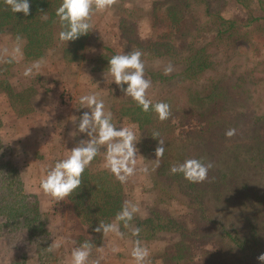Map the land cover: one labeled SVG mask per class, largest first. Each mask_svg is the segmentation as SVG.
Here are the masks:
<instances>
[{
    "label": "trees",
    "instance_id": "trees-1",
    "mask_svg": "<svg viewBox=\"0 0 264 264\" xmlns=\"http://www.w3.org/2000/svg\"><path fill=\"white\" fill-rule=\"evenodd\" d=\"M61 2L29 0L30 14L25 16L20 12L13 13L4 0H0V33L21 36L26 56L38 57L50 49H60L64 59H85L93 64V68L101 70V76L109 84V91L114 89L111 93L116 98L108 109L113 114L112 123L118 128L134 126L139 139L136 145L140 154L136 182L143 190H132L131 184L124 185L117 179L115 182L104 179L101 182L104 186L91 184L89 179L94 173L90 167L96 161L104 160L101 148V153L85 169L79 189L69 197L75 217L87 224L94 234L102 233L94 231L100 224L118 223L122 238H140L146 242L143 244L154 242L158 249L149 255L150 264H264L257 259L264 253L262 196L253 192L257 199L255 204L258 205L236 213V201L228 193H237L248 186V182L239 177L240 171L244 170L241 160L236 158L229 163L233 169L231 173L235 174L229 176L227 171L221 174L212 160L200 153L202 147L208 152L215 150L216 155L229 151L225 147L226 123H231L234 128L241 114L232 108L233 115L227 117L222 104L240 98L238 85L232 81L222 83L223 78L229 79L226 76L212 79L209 84L196 82L195 85L201 89L195 90L207 98L200 100V104L205 105L203 109L198 102H193L191 86L182 87L188 91L186 105H176V101L169 103L168 97H162L161 93L152 97L154 99L150 96L148 99L152 100L153 105L157 102L170 105V118L160 121L153 109L143 112L114 82L109 83L112 77L107 69L112 56L140 50L143 53L141 60L145 65V78L151 81V85L174 91L181 81L191 80L203 70L213 68L217 64L215 54L238 34L247 32L244 29L251 26L252 30L264 37V0H232V6H228L226 0H194V5L202 4L203 8L200 9L191 7V0H119L110 16L117 25V44L106 42L100 49L92 47L93 29L66 44L59 39L61 27L56 10ZM43 15H47L48 19H42ZM145 16L149 17L151 31L158 29L160 32L149 35L150 29L146 23L139 22ZM145 27L147 32L141 34ZM91 48L92 52H97V57L87 53L86 50ZM157 57L168 59L165 65H172L171 74L165 75L163 67L147 65L146 58ZM12 90L7 78L0 77V91H5L10 97L9 105L16 110L14 104L17 101L19 114L31 111L36 88L28 86L16 92ZM254 117V131L228 144L236 152L250 150L261 159L264 158V109ZM214 127L218 130H213ZM155 132L159 136L153 138ZM236 136L238 134L235 133ZM203 137L207 138L204 144ZM159 140L164 141L162 158L155 156ZM178 141L185 145L178 146L177 150ZM213 142L219 143V146L211 148ZM4 152L0 141V237L22 233L27 253L12 256L8 264H57L71 251L72 244L68 247L59 237L51 238L48 225L51 214L41 206L36 194L27 192L22 186L16 166ZM236 155L238 157L239 154ZM193 158L211 162L214 166L208 172V180L203 183H190L182 173L170 172L172 166ZM224 163L226 168L228 163ZM145 167L148 169L146 173L141 171ZM235 169H238L237 174ZM96 170H99L97 173L113 176L106 167ZM143 192L147 194L143 210L134 215L129 226L125 227L123 221H116V215L125 202L137 206ZM172 201L191 209L187 213L190 215L189 221L186 217L178 216L175 219L170 214L165 217L164 210ZM137 227L140 232L135 236L133 229ZM169 235L177 238L173 251L170 250L173 245L169 243ZM86 241L93 245L92 256L95 237L78 238L76 244L80 247Z\"/></svg>",
    "mask_w": 264,
    "mask_h": 264
},
{
    "label": "rangeland",
    "instance_id": "rangeland-1",
    "mask_svg": "<svg viewBox=\"0 0 264 264\" xmlns=\"http://www.w3.org/2000/svg\"><path fill=\"white\" fill-rule=\"evenodd\" d=\"M193 1L191 0V7L203 8L200 2L198 5H194ZM226 1L228 6H232V0ZM112 8L106 12H97L93 15L90 21L93 26L92 47L100 49V46L106 42L117 44V36H119L116 30L117 25L110 19L113 13ZM139 22L146 23L150 29L149 35L159 31L158 29L151 31L148 16L140 19ZM146 27L141 31V34L147 32ZM251 28L250 26L244 29L247 32L238 34L234 40L225 44L215 54L214 59L217 64L213 68L203 70L191 80L181 81L180 86L176 87L174 91L170 92L161 86L154 85H151L147 91V98L155 97L161 93L162 97H168L169 103L176 101V105L181 106L186 105L188 101V97L186 98L188 91L182 87L191 86L193 90L190 96H193V102H198V105L203 109L205 105L200 104V100L207 98L195 90L201 89L195 85L196 82L209 84L212 79L216 80L226 76L229 79L223 78L222 83L232 81L238 85L237 90L241 91L240 98L234 102L226 101L222 104L223 109H225L224 115L227 117L233 115L232 108L237 109V112L241 114L234 127L238 136L226 137L225 141V147L229 149L232 155L227 150L226 153L216 155L214 154L216 153L215 150L208 152L209 150L204 147L200 152L201 156L206 155L208 160H212L211 162L215 167L221 170V174L227 171L229 176L235 175L231 173L232 168L229 163L234 162L236 158L241 160L244 170L240 171L239 177L247 181L248 186L237 191V193L233 192L231 195L228 193V196L236 201L234 204L237 207L236 213L241 212L246 207L258 205L255 204L257 199L253 196V192L262 196V200H264V158L256 157V154L254 155L250 150L241 151V153L236 152L235 148L228 144L235 143V141L241 140V136L253 132L254 116L264 109V37ZM192 35H194V30ZM22 47L23 38L21 36L16 37L10 33H0V77L7 78L15 90H12L13 92L28 86L36 88L32 110L25 114H19L20 109H18L17 101L15 104L13 102L16 105V110L11 104L9 105L11 103L10 97L5 91H0L1 149L5 151V156L11 158L16 166L22 186L27 192L36 194L41 206L51 214L48 224L51 238L59 237L68 247L72 244L71 251H68L65 258L57 264H71V253L73 249L78 248L76 242H78V238L84 237H95L93 255L89 256L88 264H134L131 251L133 242L137 239L122 238L115 233L94 234L87 224L81 223L75 217L73 205L69 198L56 202L44 194L40 186L47 171L57 161L67 158L73 147L77 146L81 140L88 139L85 134L78 132L77 127L79 117L84 112L89 111L81 104L80 97L95 94L99 100L104 101L105 109L108 111L110 104L116 100L111 93L114 89L109 91V84L101 76V70L93 68V64L91 65L85 59L66 60L63 58L60 49H50L41 56L31 57L24 54ZM254 47L256 49H253ZM92 49L86 51L95 58L98 54L92 52ZM166 59L162 57L146 58V63L152 67L165 69V63L168 60ZM37 63L41 65L39 71L33 67ZM29 67H33V71L26 75L25 71ZM156 83L158 84V82ZM204 97L205 99H203ZM231 125V123H226L225 132L233 128ZM213 130L218 129L214 127ZM73 132L75 135H70ZM211 136L214 137V134ZM203 138L202 144L207 140V138ZM176 144L177 150L179 149L178 146L185 145L181 144L180 141ZM221 145L224 147L223 144ZM216 146H219V143L213 142L210 145L211 148ZM236 154H239L238 157ZM138 156L140 154L137 153L136 172L139 165ZM103 161H96L90 167L94 173V176L89 179L91 184L97 183V185L104 186L101 183L104 179L115 182L116 177L114 175L97 173L99 170L96 169L105 167V159ZM224 161L228 163L226 168ZM234 171L237 174L238 169ZM136 172L123 184H131L132 190L141 192L143 190L136 182ZM102 175L106 177H100ZM124 190L127 191V188ZM245 193L248 195H244ZM146 195L145 192L140 193L141 202L137 205L139 210H143ZM190 211L191 209L186 205L176 203V201H172L169 207L164 210L165 217L170 214L175 219L178 216L180 218L186 217L187 221H189L188 217L190 216L187 213ZM191 217L193 218L192 212ZM176 239L172 235L168 236L169 243L173 245L170 248L171 251L176 247ZM139 240L148 249L149 254L158 249L154 242L143 244L145 241L140 238ZM199 242H201L200 239ZM25 251V239L22 233H9L0 237V264H8L12 256L27 255ZM230 253L232 254V252Z\"/></svg>",
    "mask_w": 264,
    "mask_h": 264
},
{
    "label": "clouds",
    "instance_id": "clouds-1",
    "mask_svg": "<svg viewBox=\"0 0 264 264\" xmlns=\"http://www.w3.org/2000/svg\"><path fill=\"white\" fill-rule=\"evenodd\" d=\"M119 0H62L56 10L61 31L59 39L62 42L75 41L82 35L88 34L93 28L90 21L97 12H106L118 4ZM4 3L13 13L30 14L29 0H4ZM42 19L47 20V15ZM143 53L140 50L128 52L127 54H117L108 60V74L112 77L109 83L114 82L121 91L130 97L145 113L150 108L155 111L160 121L168 120L171 116L170 105L165 102H157L153 105L152 100L147 98V91L151 87V81L145 78V65L141 60ZM40 70L39 63L33 66ZM33 67L26 69L25 74H31ZM173 71L171 64L165 67L164 74L169 75ZM127 85V87H123ZM80 102L89 111L84 112L79 117L78 132L85 134L88 139L81 140L77 146L73 147L67 158L57 161L51 167L45 178L41 180V188L47 196L56 202L64 201L76 192L81 183L85 169L101 153L105 159V167L124 183L136 172L137 139L134 126L117 127L112 123L113 114L106 111L103 100H99L95 94L83 95ZM236 133L234 128L225 132V136L231 138ZM75 135V133H70ZM159 133H153L152 137H158ZM164 141L159 140L155 149V156L162 158L164 154ZM158 164V162H157ZM211 162L205 163L202 159H188L183 163L170 168L173 174L182 173L184 179L190 183H203L208 180V172L212 168ZM147 172L148 169L142 168ZM139 211L136 205L125 202L121 211L116 215V221H123L128 227L134 215ZM103 234L115 233L122 236L118 223L100 224L94 229ZM140 229L134 228L133 235L138 236ZM93 247L90 241L84 242L80 247L73 249L71 253V264H88V259ZM149 251L144 247L139 239L133 242L131 256L134 264H150L148 261ZM257 259L264 262V253Z\"/></svg>",
    "mask_w": 264,
    "mask_h": 264
}]
</instances>
